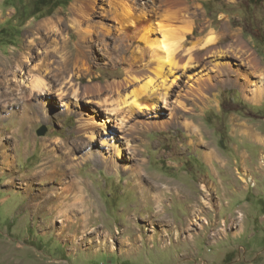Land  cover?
Here are the masks:
<instances>
[{
	"label": "rangeland",
	"instance_id": "1",
	"mask_svg": "<svg viewBox=\"0 0 264 264\" xmlns=\"http://www.w3.org/2000/svg\"><path fill=\"white\" fill-rule=\"evenodd\" d=\"M55 1L49 0V6ZM66 1L34 14L35 0H0V62L24 51L33 36L44 39L49 31H37L38 25L66 17L74 0ZM185 1L202 6L197 9L195 35L205 37L229 27L251 46L264 69V0ZM72 26L71 22L59 24L58 39L69 36L75 41ZM31 31L37 34L31 36ZM109 44L112 48L114 43L109 40ZM99 45H93L92 75L86 76L85 83L90 77L105 83L124 76L122 65H111ZM39 46L34 55L39 54ZM17 69L16 77L9 78H22L29 86L28 69ZM258 79L254 75L253 80ZM188 82V76H182L168 101L157 97V109L146 110L156 121L168 119L164 128L154 125L128 131L125 139L119 137L122 131L116 122H108L107 133L99 127L94 140L78 128L77 114L93 105L86 98L78 103L70 98L65 109L55 94L37 111V121L24 124L12 115L13 109L4 108L6 88L0 83V141L3 149L13 153L9 158L0 152V264H264V140L243 135L236 127L255 126L264 137V96L253 102L249 98L254 86L216 81L203 89L201 100L182 97L190 108L185 110L175 100ZM14 108L17 111L19 106ZM42 126L47 130L39 135ZM193 126L201 132H194ZM115 139L120 155L111 145ZM46 146L56 149V155L71 157L67 180L77 174L85 182L91 204L99 206V216L92 221L82 222L81 214L73 212L71 219L77 222L63 224L49 209L54 196L48 193L61 182L37 176ZM92 149L113 157L117 169L90 157ZM212 149L223 162L205 158ZM11 179L16 182L13 186ZM157 181L169 187L163 188L160 203L152 198ZM96 228L114 237L106 240L94 233ZM123 229L128 231L119 235Z\"/></svg>",
	"mask_w": 264,
	"mask_h": 264
},
{
	"label": "bare ground",
	"instance_id": "2",
	"mask_svg": "<svg viewBox=\"0 0 264 264\" xmlns=\"http://www.w3.org/2000/svg\"><path fill=\"white\" fill-rule=\"evenodd\" d=\"M201 7L200 3L187 4L185 0H74L66 17L49 18L38 25L37 31L41 28L49 31L44 39L33 36L24 51L13 53L8 58L9 61L0 62L3 78L0 83L6 88L3 97L8 101L4 108L13 109L12 115H18L22 123L29 124L36 120L39 115L37 111L53 100L55 94L60 96L65 109L70 107V98L76 103L86 98L87 103L93 105L86 112L80 111L77 114L78 128L94 140L99 127L107 133L106 129L109 130L110 127L108 122H116L122 131V136L119 137L125 139L128 131L139 128L147 130L154 125L164 128L168 119L156 121L148 112L157 109L160 104L157 97L168 101L172 87L184 75L188 76L189 85L176 93L175 101L185 110L190 108L182 97L201 100L204 96L203 89L215 86L216 81L241 87L254 86L249 100L260 101L264 96V69L255 51L229 27H223L219 32L211 31L205 37L195 35L197 9ZM96 17L102 21L98 22ZM68 22L72 23L77 34L75 41L69 36L58 39V25ZM36 34L35 31L30 32L31 36ZM109 40L114 43L112 48ZM95 42L102 46L111 65H122V78L102 83L90 77L88 82H84L86 76L91 74V53ZM52 43L56 45L52 47ZM40 44L47 46H39ZM37 45L41 49L38 55H34L33 50ZM37 58L38 61L34 63ZM21 66L28 69L26 75L30 76L29 86L25 80L22 82V78H9V75L16 77L17 68ZM254 75L258 76V82L253 80ZM38 97L45 100L40 101ZM32 98L39 100L37 104L33 103ZM18 106V110H14ZM101 111L106 113L105 116L101 115ZM173 115L174 112L169 113V116ZM237 126L243 135L263 142V134L255 126L246 123L236 124ZM25 127L29 132L30 126ZM193 127L194 132H201L199 127ZM13 136L14 139L17 138ZM115 141L117 140L111 145L120 155L121 150ZM203 141L202 138L201 142ZM102 144L106 145V140ZM3 148L4 144L0 141L3 157L13 154ZM44 150L42 163L37 167V176L60 178L61 182V186L48 193L54 196L50 200L54 202L49 209L53 210L63 224L77 222L71 219L74 217L73 212L81 214L84 219L82 222H90L99 216V206L91 204L85 194L84 180L79 179L76 173L73 179L67 180V175L72 171V167L67 165L71 157L56 155V149H49L47 146ZM89 154L105 167L117 169L115 159L106 156L102 150L92 149ZM205 158L223 162L214 149L206 152ZM57 159H61V162ZM14 183L15 180L11 179V186ZM153 185L157 192L152 198L160 203L163 201V188L169 187L162 185L160 181ZM126 231L128 229H123L118 234L122 235ZM94 233L104 236L106 240L114 237L106 229L96 228Z\"/></svg>",
	"mask_w": 264,
	"mask_h": 264
},
{
	"label": "trees",
	"instance_id": "3",
	"mask_svg": "<svg viewBox=\"0 0 264 264\" xmlns=\"http://www.w3.org/2000/svg\"><path fill=\"white\" fill-rule=\"evenodd\" d=\"M60 2L63 3V4H67L68 1L66 0H57L55 2H53L50 6H49V0H35V3H34V11L33 13L34 14H40L42 12V10L44 8H47L48 7V10H51V9H54V8H57L59 5H60ZM47 11V10H46ZM33 14V16H34Z\"/></svg>",
	"mask_w": 264,
	"mask_h": 264
},
{
	"label": "water",
	"instance_id": "4",
	"mask_svg": "<svg viewBox=\"0 0 264 264\" xmlns=\"http://www.w3.org/2000/svg\"><path fill=\"white\" fill-rule=\"evenodd\" d=\"M46 130H47V128H46L45 126H42V127H40V128L37 130V133H38L39 135H44L45 132H46Z\"/></svg>",
	"mask_w": 264,
	"mask_h": 264
}]
</instances>
